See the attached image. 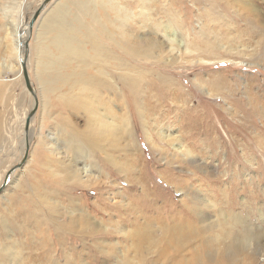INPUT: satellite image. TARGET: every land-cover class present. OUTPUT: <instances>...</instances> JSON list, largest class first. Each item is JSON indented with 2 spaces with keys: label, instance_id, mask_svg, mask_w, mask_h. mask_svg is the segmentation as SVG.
<instances>
[{
  "label": "rangeland",
  "instance_id": "374dc122",
  "mask_svg": "<svg viewBox=\"0 0 264 264\" xmlns=\"http://www.w3.org/2000/svg\"><path fill=\"white\" fill-rule=\"evenodd\" d=\"M41 2L0 0V186L24 154L34 98L23 81L18 39ZM101 3L52 0L30 29L26 65L37 107L26 160L0 192V264L120 262L115 251L104 252L107 242L83 234L89 229L82 217L68 215L77 204L110 230L111 219L129 215H155L162 227L169 216L183 218L193 236L178 251L170 248L176 260L194 254L202 264H264V0H112L127 12L121 19ZM100 25L122 42L140 35L155 45L142 46L139 59L125 57L127 68H119L141 74L134 91L108 67V89L83 100L77 89L67 94L58 76L99 63L94 42L115 49ZM62 32L88 55H62ZM87 116L113 123L126 117L129 149L106 140V150L93 154L81 135ZM122 200L136 205L132 214L118 209ZM107 205L117 209L108 214ZM219 216L227 223L219 225ZM159 233L163 247L165 231ZM115 237L122 254L133 255L130 240Z\"/></svg>",
  "mask_w": 264,
  "mask_h": 264
},
{
  "label": "bare ground",
  "instance_id": "6f19581e",
  "mask_svg": "<svg viewBox=\"0 0 264 264\" xmlns=\"http://www.w3.org/2000/svg\"><path fill=\"white\" fill-rule=\"evenodd\" d=\"M99 1L102 2L101 6H105L106 8L111 7V9H112L113 7H115V6H112V4H111L112 0H99ZM116 4H118V3H116ZM120 5H118V6H120ZM114 10H115V17L118 19L123 18L127 13L126 11L123 10V8H120V7L118 8L117 6L114 8ZM60 15H61V11H59L56 14V17H59ZM102 15H103V17L106 16V14H102ZM25 24H26V22H25ZM25 24L23 25L22 28H20V31H19V39L18 40L21 43L24 42L25 40H27L29 32H30V30L29 31L27 30ZM84 31H83V34H84ZM98 31L100 33L106 34L108 36V38L112 41V42L111 41L110 42L115 45V49L109 48V47L106 48V47H104L102 45L100 46L96 42H94L93 49L96 50V55H99V61L101 60L99 63L97 60L93 61V63H95L94 64L95 68H94V65L86 63V66H88V68H90L89 71H84L85 68L83 70L81 69L80 71L77 69H72L71 71H67V72H63V73L61 72V73H59V76H58L62 79V81L65 80V85H67V90H68L67 94L70 93L69 90L77 89L80 91L81 95L79 94V96L83 100H85V99L89 100L92 96H101L100 95L101 91L100 92L98 91V89H100V88L108 89L109 85H111L110 82H108V76H109V73H111L110 70H107L108 67L118 68L119 72L114 73L112 75V77H114L116 79V81L119 82L122 86H123V83H127V81L130 82V83H128V86L130 87V89H132L133 85L136 86L138 83L137 77H140L141 74H139L138 76H135L134 73L131 74L129 72L128 73L127 72H120L121 70L119 68H121V67L127 68L126 66H127L128 62L126 61L127 59H125V57H128V58L131 57V58H138L139 59L143 55V50L141 51L142 46H146V47L150 48L151 46L155 45V40L153 38L145 39V36H140V35H137L136 38H133L132 40L126 39L125 41H127V42H122V41L115 38L114 33L112 31L105 30L104 26H102V25L99 26ZM56 36H57L56 37L57 43H59V44L62 43L65 46V48H62V50L64 49V52L61 51L62 55H66L68 57H74L77 55H79V56L88 55V54H86L85 50H83V47L78 42H75V38L72 37L71 35H69L67 33H63L60 35V37L58 35H56ZM92 38H94V37H92ZM95 38H96V36H95ZM171 40L172 39H170V41ZM90 41H92V40L90 39ZM58 54H60V53H58ZM25 55H26L25 51L22 50V48H20V46L18 44V59H19L20 65H21V60H22V58L25 57ZM60 61H61V59H60ZM86 66H84V67H86ZM44 76H47V75H44ZM52 80L55 81V79H53V78H52ZM48 82H49V80H48ZM62 85H63V83H62ZM126 86H127V84H126ZM129 87H128V89H129ZM118 90H119V88H118ZM121 90H123V89H121ZM116 91L117 90H115V92ZM138 91H139V89H138ZM122 93H121V95H122ZM124 93H125V91H124ZM128 94L131 95V93H128ZM139 94H140V92H139ZM128 98H129V96H128ZM140 105H142V104H140ZM142 108H143V106H142ZM115 117H117V116H115ZM110 121H111V119H110ZM113 122H107L102 117L101 118H99V117L95 118V116H93V117L87 116V125L85 126V129L82 131L81 135L83 137L82 140H84V138H86V140L92 146L93 154L94 153L96 154V152H99V150L101 151L102 149L106 150V146L101 144L102 142H104L106 140L108 141V146L110 148L114 147L115 149H120L121 147H124L126 149H129L128 146H129V142L131 141L132 136L130 135L131 132L128 130V121H127L126 117H119L117 121L115 120L116 123H113ZM128 138L130 139V141L127 140ZM123 140H127V141L123 143ZM76 170L77 169H74V171H76ZM132 170H134V168ZM10 174L7 177L8 180H9ZM46 174L51 176V177H54V172H53L52 168H49L47 170ZM105 175H107V174H105ZM60 178H65V176L64 177L62 176ZM106 178H107V176H106ZM8 180H7V182H8ZM164 181H165V179H164ZM110 182L111 181L108 180V183H110ZM143 186H145V185H143ZM151 193H152V191H151ZM186 193L189 194L188 192H186ZM153 194L154 193H152V195ZM144 196L146 197L147 195H144ZM191 196H193V195L191 194ZM193 198H194V196H193ZM143 199L145 200V198H143ZM148 199H150V198H148ZM132 204H133L132 202L125 203L124 200H122L121 203L118 205L119 206L118 209L119 208H122L123 210L126 209L125 211H129L130 214H132L134 212L133 210L136 209V205L133 206ZM207 204H209V203H207ZM107 206H109V208L107 209L108 214H110L109 212L112 211L113 208L117 209L113 205H107ZM188 207H190L189 204H188ZM190 209H192V208H190ZM187 211H189V210H187ZM74 214H77L78 216L82 217L86 221V224L88 226L89 231L86 233H83V234H87V236H89L94 241L96 240V241L107 242L109 247L104 249V252L110 253V251H115L118 254V256H116V257H118V259H119V256L121 258H123L118 263H113V261H112L110 263L104 262V264H149V263L155 264L157 261H159L160 264H202V262L199 261V255L192 254V256L190 258H185L182 255H180L176 260L174 258V256L176 254L174 252H172L173 256L169 257L170 248H172L174 251H178L187 242L188 238L193 236V230L190 231V227L187 228V226L184 225L185 220L183 218L176 219L174 216H169L168 217V223H165V224L163 223L164 226L162 227V226H156L155 225V223H158V221H161V220L157 219L155 217V215L148 214L147 216L143 217V221H141V215L140 214L135 216V219H133V217L131 215H129L128 219L122 218L121 221L111 219L112 222H115L114 223L115 228L113 230H110L105 225V223L103 222V219L99 220L96 217L92 216L90 214V212L88 211L86 206H79L77 204V206H75L74 209H70V211L68 213V215H70V216H75ZM176 215H178V214H176ZM136 217H138V219ZM219 217L220 218L217 221V223L219 225L227 223V218L225 220H223V217H221V216H219ZM131 219H132V223L130 225L131 229H125V230L119 229L121 227L123 221H130ZM178 221L180 223H178ZM160 225H162V224H160ZM163 231H165L166 238L164 239V242L162 244V246L163 245L164 246L161 247L158 245L160 240L158 239L157 232H160L159 234H163ZM113 233H115V234H113ZM119 233L122 235V237L124 239L130 240L133 255L128 254V253L124 255L119 250L120 248H119V246H117L118 242L114 240L116 238L115 236L118 235ZM112 246H114V248H111ZM96 247L98 249H100V244H97ZM153 247H157V248L153 249ZM157 249H158V251L155 252V250H157ZM152 253H154L153 256L150 259H146V255H149ZM144 254H146V255H144ZM94 257L96 258V257H98V255H95ZM135 258L137 260H135ZM67 261H69V260H67Z\"/></svg>",
  "mask_w": 264,
  "mask_h": 264
},
{
  "label": "water",
  "instance_id": "95a60500",
  "mask_svg": "<svg viewBox=\"0 0 264 264\" xmlns=\"http://www.w3.org/2000/svg\"><path fill=\"white\" fill-rule=\"evenodd\" d=\"M52 0H42V2L38 5V7L31 13L30 18L26 21V28L29 31L33 24L35 23V21L37 20V18L39 17V15L41 14V12L46 8V6L48 5V3H50ZM19 46L20 48H22V50L25 51V54L27 52V48H28V38L27 40H25L24 42H19ZM26 55L24 58H22L21 60V70H22V77H23V81L25 84L26 89L32 94L33 98H34V103L33 106L31 108V110L28 112L26 118H25V125H24V144H25V149H24V154L21 158V160L18 162L17 165H15L13 168H11V170H9V172L6 175V178L4 180V182L2 183V185L0 186V192L2 191V189L5 187L6 183H7V177L8 175L15 169L19 168L26 160V157L28 155V150H29V142H28V133H29V126H30V121L31 118L33 116V114L35 113L36 107H37V94L33 89V85L31 83L30 77H29V73L27 70V65H26Z\"/></svg>",
  "mask_w": 264,
  "mask_h": 264
}]
</instances>
